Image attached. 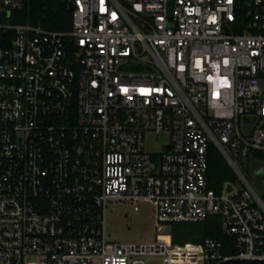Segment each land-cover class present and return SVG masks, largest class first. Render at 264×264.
<instances>
[{
  "label": "built area",
  "instance_id": "obj_1",
  "mask_svg": "<svg viewBox=\"0 0 264 264\" xmlns=\"http://www.w3.org/2000/svg\"><path fill=\"white\" fill-rule=\"evenodd\" d=\"M70 1L52 31L0 0V264L264 261V0ZM211 145L236 177L220 192ZM113 203L151 204L156 240L110 241ZM211 217L234 253L173 243Z\"/></svg>",
  "mask_w": 264,
  "mask_h": 264
},
{
  "label": "trees",
  "instance_id": "obj_2",
  "mask_svg": "<svg viewBox=\"0 0 264 264\" xmlns=\"http://www.w3.org/2000/svg\"><path fill=\"white\" fill-rule=\"evenodd\" d=\"M70 0H29L23 11L17 12V23H29L42 26L52 31H69L72 29V12L68 8ZM208 179L211 189L220 192L226 182L235 181V174L221 153L213 145L208 151ZM203 225L201 241L207 238L224 243V254H232L234 250L228 246L230 238L222 233L220 219L211 217L201 222ZM183 225H174L172 237L174 244L188 243L183 235ZM183 235V236H182ZM200 243V242H199ZM226 264H264V261H230Z\"/></svg>",
  "mask_w": 264,
  "mask_h": 264
},
{
  "label": "rangeland",
  "instance_id": "obj_3",
  "mask_svg": "<svg viewBox=\"0 0 264 264\" xmlns=\"http://www.w3.org/2000/svg\"><path fill=\"white\" fill-rule=\"evenodd\" d=\"M165 139L151 137L148 140L149 148H158L159 143ZM253 161L252 168L255 169L256 178L249 176L255 188L261 192L264 189V160ZM202 223L183 225V235L188 243H199L202 237ZM106 230L108 239L112 242L151 243L156 240V218L155 210L151 204H143L140 211L135 212L127 203H113L108 208ZM182 235V236H183ZM162 241L165 237L162 236ZM169 241V238H167ZM150 264H163L162 259L156 258Z\"/></svg>",
  "mask_w": 264,
  "mask_h": 264
},
{
  "label": "water",
  "instance_id": "obj_4",
  "mask_svg": "<svg viewBox=\"0 0 264 264\" xmlns=\"http://www.w3.org/2000/svg\"><path fill=\"white\" fill-rule=\"evenodd\" d=\"M68 8H69L70 11H72L74 9L73 2H71V1L69 2Z\"/></svg>",
  "mask_w": 264,
  "mask_h": 264
},
{
  "label": "bare ground",
  "instance_id": "obj_5",
  "mask_svg": "<svg viewBox=\"0 0 264 264\" xmlns=\"http://www.w3.org/2000/svg\"><path fill=\"white\" fill-rule=\"evenodd\" d=\"M166 238V237H165ZM165 241H168L167 238L165 239Z\"/></svg>",
  "mask_w": 264,
  "mask_h": 264
}]
</instances>
